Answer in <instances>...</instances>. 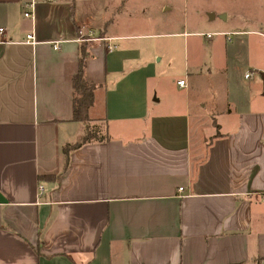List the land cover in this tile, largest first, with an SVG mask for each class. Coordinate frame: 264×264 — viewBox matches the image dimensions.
Here are the masks:
<instances>
[{
    "label": "crops",
    "instance_id": "crops-1",
    "mask_svg": "<svg viewBox=\"0 0 264 264\" xmlns=\"http://www.w3.org/2000/svg\"><path fill=\"white\" fill-rule=\"evenodd\" d=\"M227 2L207 21L248 38L212 46L203 66L226 78L191 115L188 96L163 109L148 86L127 0H0V264H264V0ZM79 32L113 46L92 42L85 68L109 140L72 151L57 181L81 135ZM154 113L163 130L144 129Z\"/></svg>",
    "mask_w": 264,
    "mask_h": 264
},
{
    "label": "rangeland",
    "instance_id": "rangeland-1",
    "mask_svg": "<svg viewBox=\"0 0 264 264\" xmlns=\"http://www.w3.org/2000/svg\"><path fill=\"white\" fill-rule=\"evenodd\" d=\"M228 1L227 6L224 4L225 7L230 11H237L239 6L235 0ZM106 3L107 6L111 4L110 0H106ZM218 3L220 0H127L124 15L129 16L134 23L131 27L133 30L131 33L135 36L133 43L135 46L146 48L149 53L143 69H152L147 84L155 89L153 94H157L163 100V109L167 107L166 102L172 97L183 99L186 95L190 99L189 113L191 115L196 112L202 113L200 104L208 99L207 81L211 78L216 80L226 78L222 74L214 76L212 70L208 72L203 66L210 65L209 61L215 53L212 46L216 45L218 50V47L225 44L226 36L223 34L230 35V39L233 40L230 45L235 46L240 40L248 38L233 36L232 30L214 28L207 21L205 10L221 7ZM113 16L118 18L119 15L115 13ZM205 35L213 37L209 40ZM194 66L199 67L198 70ZM245 69L247 66L243 64L242 71ZM246 71L250 72L248 69ZM227 75H231L230 72ZM187 76L192 83L190 89L187 92L177 90L176 81L183 80L186 83ZM160 113L163 114L162 111ZM153 118L156 120L155 123L159 124L151 128L152 130H163L168 125L167 120H162L160 114L154 113V116L149 115L147 122L144 123L145 130H150L149 126L154 123ZM183 119L184 117H181V121H177L182 122ZM138 121H141V118L138 117ZM138 124H124L121 131H129L131 126L135 125V128Z\"/></svg>",
    "mask_w": 264,
    "mask_h": 264
},
{
    "label": "trees",
    "instance_id": "trees-1",
    "mask_svg": "<svg viewBox=\"0 0 264 264\" xmlns=\"http://www.w3.org/2000/svg\"><path fill=\"white\" fill-rule=\"evenodd\" d=\"M91 43L83 42L78 48V65L77 72L71 80L72 86V117L73 122L81 125V135L74 144H66L62 146L63 168L61 172L53 176L54 180L59 181L60 176L67 170L69 166L70 153L74 150L82 148L83 145L91 143H105L109 140L106 131V122L104 119H92L89 116V110L94 104L95 91L98 85H94L86 79V63L90 58L89 47ZM51 178V179H52ZM41 181V180H40ZM43 181V179H42ZM42 242L40 241V246Z\"/></svg>",
    "mask_w": 264,
    "mask_h": 264
},
{
    "label": "built area",
    "instance_id": "built-area-1",
    "mask_svg": "<svg viewBox=\"0 0 264 264\" xmlns=\"http://www.w3.org/2000/svg\"><path fill=\"white\" fill-rule=\"evenodd\" d=\"M30 9H31V5L27 6L26 7L27 12L24 13V17L27 18V19H31V17H32V12H31ZM2 32H3V29L1 28L0 29V35H2ZM235 34H237V33H232L231 35H235ZM259 35H261V36L264 37V34L263 33L262 34H259ZM93 36L94 35L92 33H90V32L87 33V34H84L82 32H79L78 40L80 42H88V43H92L94 41H103V42H106V44H107V51L108 52L113 49V46L112 45H110V44L108 45L107 40L101 39V38H96L95 36L94 37ZM205 36L209 40L212 39V37H213L211 35H205ZM223 36H226V38H227L228 41L231 40L230 39V35L223 34ZM32 39H33V36H31V35H28L26 37V41H31L32 42ZM0 44H1V42H0ZM54 49H57V48L54 47ZM252 78H253V73L252 72H248V73H246L244 75V80L245 81L251 80ZM176 83H177L178 87H180L181 89H186L187 88V83H185V81H183V80H179ZM179 190H181V189H179ZM263 202H264V199H263Z\"/></svg>",
    "mask_w": 264,
    "mask_h": 264
}]
</instances>
